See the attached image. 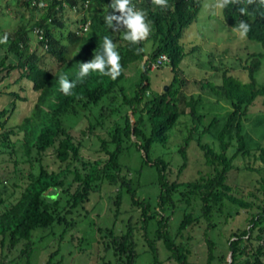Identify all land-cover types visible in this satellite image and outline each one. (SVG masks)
Returning <instances> with one entry per match:
<instances>
[{"label": "trees", "instance_id": "obj_1", "mask_svg": "<svg viewBox=\"0 0 264 264\" xmlns=\"http://www.w3.org/2000/svg\"><path fill=\"white\" fill-rule=\"evenodd\" d=\"M32 1L14 0L15 5L19 7L13 13L19 23L13 30L4 31L0 25V39L5 34L8 36L7 43H0V48L5 52L0 59V79L6 80L14 70H18L20 79H28L36 94L31 113L19 124L4 131L3 128L13 114L17 100L26 98L16 90L3 92L0 88L1 96L11 97L8 104L0 108V145L2 147L10 145L12 148L14 142L10 136L22 133L21 145L26 162L31 169L32 161L36 159L38 162L37 170L28 172L27 182L21 187L20 194L14 201L8 202L0 198L2 252L4 248L8 251L15 250L21 243L23 248L20 255L24 256L28 263L32 253L33 231L37 228L53 227L61 222L72 224L74 220H68V215L87 202L92 192L99 190L101 182L107 181L109 184L119 186L114 199L118 207L121 192L124 190L132 205L139 209L140 231L153 256V264H159L157 241L161 242L167 258L174 261V264H189L190 248L187 241H184V232L189 233L192 226L202 223L205 224L203 236L207 247L206 264H212L216 244L208 237L207 232L216 227L214 217L221 214L227 204L246 211L247 215L243 226L234 230L231 228L227 238L230 259L223 264H264V171L256 180L257 185L251 193V198L234 193L228 180L232 169L235 168L233 160L237 156L243 157L250 153L247 148L244 121L256 103L259 102L264 108V82L257 83L255 77L264 57V7L258 3L230 4L222 10L223 20L228 26L234 29L241 20L245 21L251 26L247 38L261 45L262 50L252 52L243 66L247 80L243 81L229 74L233 67H230V70H222V66H212L211 69L215 70L213 78L219 79L220 82L216 83L209 78L192 81L194 89L201 91L197 98L193 93L186 96L181 91L182 85L186 83L185 78L179 80L175 75L166 90L162 88L160 92L153 91L148 77L151 63L160 54L165 53L169 57L168 64L176 70L190 54L185 51L180 39L183 30L195 20L201 0H168L167 10L153 5L151 0H148V3L143 5L152 28L147 40H151L153 46L138 81L133 84L132 91L128 92L126 84L123 83L126 78L124 69L146 55L144 45L147 40L132 45L123 39L124 44L118 46L123 72L116 80L99 73H90L73 89V95L65 96L60 91V76L75 81L80 64L101 53L102 46L81 47V54L66 62L68 45L82 39L72 31H67V7L78 4L80 0H35L36 4H32ZM41 1L47 2L46 7H40ZM105 1L109 0H93L94 10H98ZM1 3L0 8H3ZM240 7H247L248 14L241 15ZM96 17L97 15L93 16L94 22ZM36 27L43 30L44 38L41 40L33 33ZM44 44L47 48H44ZM137 48L144 50L137 54ZM11 54L15 61L6 62ZM45 56L54 59L56 63H63L58 65L59 69L55 74L41 61ZM18 83L19 79L13 82L15 85ZM11 86L6 85L7 88ZM116 93H119L121 103L126 104L130 112L123 116L121 124H117L109 132L108 138H99L101 150L106 154V158L85 161L80 156L83 142L64 126L63 119L69 114L83 116L88 119V128L80 129L81 133L93 131L96 124H103L102 120L97 121L98 114L94 115V110L99 107L100 102L115 99L114 97L118 96ZM202 96L218 97L216 100L226 99L232 109L222 117L212 115L207 123L202 125L204 115L197 108ZM104 107L100 106L99 109L104 110ZM186 110L192 117V127L186 142L178 150L183 161L179 170L187 166V142L193 140L194 136L197 138L194 139L198 147L203 151L205 163L211 169L192 181H173L169 179V163L161 157L152 158L151 149L154 142H167L169 130ZM92 119L96 120L95 124ZM147 127L148 133L145 130ZM199 128L201 130L198 132ZM205 133H210L217 139L218 150L201 142V136ZM125 141L141 151L143 163L154 167L157 172L156 183L159 191L155 210H152L149 201L138 197L130 180L122 174L123 166L119 157L129 146L124 145ZM109 146H113V149ZM50 148L54 149V156L59 161L56 170H50L41 162L44 153ZM231 148L234 151L232 155H228ZM244 169L249 172H260L259 169L248 165ZM19 173H22V170L17 167H13L12 172H0V185L4 180L15 178L12 184L17 186ZM62 196L68 198L67 205L61 208ZM178 196L185 204L191 205V210L184 209L176 227L178 236H174L170 231V216L166 215V212H173L176 208L175 198ZM66 207L62 213L61 210ZM232 213L234 214L229 212V215L233 216ZM151 225L155 227L154 239L149 236ZM134 231L135 228L129 221L126 229L120 234H115L114 228L111 227L103 236L109 240L106 247L112 249L118 264H134L138 256ZM53 255L54 253L50 254L47 264H53Z\"/></svg>", "mask_w": 264, "mask_h": 264}, {"label": "rangeland", "instance_id": "obj_2", "mask_svg": "<svg viewBox=\"0 0 264 264\" xmlns=\"http://www.w3.org/2000/svg\"><path fill=\"white\" fill-rule=\"evenodd\" d=\"M0 2H2L3 7L0 8V25L4 31H11L19 23L18 18L13 13L19 6H16L13 0H0ZM214 3L215 0H201L200 10L196 19L183 30L180 42L185 51L190 52V54L176 68L177 71L168 63L159 68L150 67L148 77L150 78L153 91L160 92L162 88L169 85L175 75L178 76L179 80L185 78L186 83L184 86L182 85L181 91L186 96L193 93L197 98L201 91L194 89L192 81L209 78L216 83L220 82L219 79L213 78L215 70L211 69L212 66H222V70L233 67V69H229V74L235 75L243 81L248 79L243 66L247 63L248 56L252 52H260L262 50L261 45L247 37L240 39L238 34L233 31V28L224 22L222 11L213 7ZM2 9L3 11H1ZM152 46L151 40L146 41L144 45L145 57L126 67V78L123 83L126 84L128 92L132 91L133 84L138 81L143 65L152 51ZM4 53V50L0 48V59L4 56ZM11 61H15V57L12 54L9 55L6 62ZM41 61L49 70L55 71L56 61L54 59L45 56ZM255 77L257 83L264 82V57ZM16 79H19V83L15 85L13 82ZM8 84L12 86L7 88L6 85ZM31 87L32 84L28 79H20L18 70H14L8 79H0V88L3 92L16 90L21 96L26 98L25 100H17L13 114L7 119L3 128L4 131L19 124L25 116L31 113L36 100V94ZM117 94L118 96L114 97L115 99L100 102L99 107L94 110V115L98 114L97 121L102 120L103 124H96L93 131H86V134L81 133L82 129L87 130L86 128H88V119L83 116H72L69 114L63 119L64 126L83 142L80 156L85 161L106 158V154L101 150L99 138H108L109 132L117 124H121L123 116L130 112L127 105L121 103L122 98L119 93ZM10 98V96H1L0 94V108L6 103L8 104ZM217 98L202 96V100L197 106L198 111L204 115L202 125L206 124L212 115L222 117L231 111L232 107L228 100H216ZM103 105L105 106L104 110H100V106ZM92 122L95 124L96 120L92 119ZM191 127L192 117L186 110V113L182 114L177 123L169 130L167 142H154L152 145L151 157H161L169 163L170 180L192 181L211 169L205 163L203 151L198 147L197 138L194 136L196 139L192 138L193 140L187 142V166L181 171L179 170L183 161L178 150L186 142ZM145 130L147 133L149 132L148 127ZM200 130L201 128H199L198 132ZM244 132L250 153L243 157L237 156L233 160L235 168L232 169L228 180L234 193L251 198V193L254 192V187L257 185L256 180L264 171V151L262 152L264 150V108L259 102L249 111L247 119L244 121ZM10 137L11 141L14 142L12 148L10 145L3 147L0 145V172H12L13 167H17V169L22 170V173L18 174L20 179L16 181L17 186L12 184L15 178L4 180L3 184L0 185V198L6 199L8 202H12L18 197L21 187L27 182L28 172L38 168L36 159L32 161V169L26 162V156L21 145L22 133H17ZM201 142L209 144L216 150L219 149L217 139L213 138L210 133L203 134ZM124 145L129 146L122 151L119 157V161L123 166L122 174L126 175L130 180L132 187L136 189L138 197L149 201L152 210H155L159 191L156 183L157 172L154 167L143 163L142 152L137 150L134 145H130V142L127 141H125ZM109 148L113 149V146H109ZM233 151V148H231L227 154L232 155ZM32 153L35 155L34 151ZM13 160H16V162ZM41 162L50 170L58 169L59 161L54 156L53 148L44 153ZM247 165L259 169L260 172L245 170L244 167ZM61 166L63 167L62 164ZM22 175L24 178H22ZM69 179H71V176ZM118 189V184H109L107 181L101 182L99 190L92 192L87 202L74 209L73 213L68 215V220H74L72 224L67 225L61 222L56 223L53 227L37 228L33 231V238L31 239L32 253L28 263L26 258L20 255V250L23 248L20 243L12 251L4 248L2 252L0 249V264H47L52 253H54L53 264H118L112 249L107 248L109 240L103 236L107 234V230L111 227L114 228L115 234H120L126 229V224L129 221L135 228L134 237L138 256L134 264H153V256L140 231V211L136 206L132 205L129 196L124 190L121 192V202L118 207L114 203ZM67 198L65 196L61 197V208L67 205ZM180 198V196L175 198L176 208L173 212H166V215L170 216V231L174 236H178L176 227L184 209L191 210V205L185 204ZM66 209L67 207L61 212H65ZM1 210L2 207H0ZM237 210L240 211L238 212ZM229 212H234V214L232 213L233 216H230ZM245 212L236 206L227 204L221 214L215 215L214 222L216 227L207 232L208 237L216 244L215 258L212 264H223L228 260L227 238L232 229L234 230L244 225L247 215ZM204 228L205 224L202 223L192 226L189 233L184 232V241H187L190 248L189 264H206L207 247L203 236ZM154 229V225H151L149 236L152 239L156 238ZM156 246L159 251V264H174V261L167 258V253L164 251L160 241L156 242Z\"/></svg>", "mask_w": 264, "mask_h": 264}, {"label": "clouds", "instance_id": "obj_3", "mask_svg": "<svg viewBox=\"0 0 264 264\" xmlns=\"http://www.w3.org/2000/svg\"><path fill=\"white\" fill-rule=\"evenodd\" d=\"M151 2L165 10L169 7L168 0H151ZM144 3H148V0H109L105 1L98 10H94L93 0H80L78 4L67 7V31H72L82 39L73 45H68L66 62H70L76 55H80L81 47L102 46V52L96 54L91 60L80 64V70L75 81H70L66 76H60V91L65 96L73 95V89L78 83H82L90 73H99L102 76L110 77L112 80H116L122 74L123 67L120 63L121 56L118 46L124 44L123 39L132 45H138L151 35V22L147 19V13L144 11ZM257 3L264 7V0H215L213 7L222 11L230 4L252 5ZM32 4H36V1L33 0ZM46 5V1H41L40 7H46ZM239 12L241 15H247L248 9L247 7H240ZM94 15H97L96 22H94ZM250 30L251 26L243 20L233 29L240 39H245ZM33 33L39 40L44 38L43 30L40 27H36ZM7 41L8 36L5 34L0 39V43H7ZM44 48H47L46 44H44ZM143 50V48H137L136 52L139 54ZM162 55L166 56V60L157 64V60ZM168 62L169 57L162 53L151 63L150 67L159 68ZM55 64V71H51L53 74L59 69L58 65L63 63L57 62Z\"/></svg>", "mask_w": 264, "mask_h": 264}, {"label": "built area", "instance_id": "obj_4", "mask_svg": "<svg viewBox=\"0 0 264 264\" xmlns=\"http://www.w3.org/2000/svg\"><path fill=\"white\" fill-rule=\"evenodd\" d=\"M166 60V56L162 55L158 60H157V64H161L163 61Z\"/></svg>", "mask_w": 264, "mask_h": 264}, {"label": "water", "instance_id": "obj_5", "mask_svg": "<svg viewBox=\"0 0 264 264\" xmlns=\"http://www.w3.org/2000/svg\"><path fill=\"white\" fill-rule=\"evenodd\" d=\"M164 89L166 90V89H167V86H165ZM229 259H230V255H229V257H228V260H229Z\"/></svg>", "mask_w": 264, "mask_h": 264}]
</instances>
